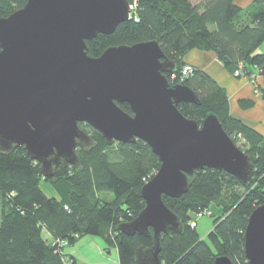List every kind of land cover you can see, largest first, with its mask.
Here are the masks:
<instances>
[{"label":"trees","instance_id":"1","mask_svg":"<svg viewBox=\"0 0 264 264\" xmlns=\"http://www.w3.org/2000/svg\"><path fill=\"white\" fill-rule=\"evenodd\" d=\"M26 1L0 0V18ZM235 1L139 0L136 18L118 25L111 35L86 42L87 55L96 58L111 47L156 41L175 65L174 79L165 75L170 86L184 85L199 99L198 105L179 104V112L199 126L208 113L214 114L252 164L253 176L245 185L223 171L203 169L194 173L181 197L162 196L182 231L160 235V264H215L217 257L247 264L245 227L252 211L264 205V136L230 115L226 92L203 71L193 68L190 74H181L184 56L200 50L214 53L237 78H247L254 85L257 76L264 81V53L257 52L264 42V0H254L245 9ZM118 106L132 114L127 104ZM78 127L93 144L76 152V168L61 163L45 179L52 196L42 190L39 165L23 148L0 152V264H77L62 248L85 236L100 237L115 248L118 264H136V252L152 247L151 229L150 236L143 237L124 235L117 227L135 219L144 208L140 191L158 170L157 157L142 141L108 145L89 126ZM211 206L221 208L220 215L212 216L204 239L196 231L199 218L194 227L191 223L197 214L211 211ZM43 232L50 241L43 239Z\"/></svg>","mask_w":264,"mask_h":264},{"label":"water","instance_id":"2","mask_svg":"<svg viewBox=\"0 0 264 264\" xmlns=\"http://www.w3.org/2000/svg\"><path fill=\"white\" fill-rule=\"evenodd\" d=\"M129 20L128 0H27L0 18V152L23 148L46 179L61 163L76 168L77 150L93 144L80 123L108 145L145 143L160 166L141 188L144 208L117 230L149 237L151 229L153 245L138 250L135 263L160 264V235L182 231L162 196L181 197L203 169L245 185L253 168L214 114L199 126L179 112V104L199 99L184 85L170 86L165 75L175 65L156 41L87 55L86 42ZM243 247L247 264H264V205L249 216ZM215 264L232 263L217 257Z\"/></svg>","mask_w":264,"mask_h":264},{"label":"crops","instance_id":"3","mask_svg":"<svg viewBox=\"0 0 264 264\" xmlns=\"http://www.w3.org/2000/svg\"><path fill=\"white\" fill-rule=\"evenodd\" d=\"M253 1L236 0L235 3L240 8L245 9ZM257 52L264 53V42ZM183 61L185 64L203 71L224 89L227 95L229 113L233 118L240 120L264 136V100L262 98L264 81L261 77H255V85L247 78L234 77L222 66L212 52L192 50L184 56ZM243 102H248L250 105L243 107L241 105ZM71 251L69 249L67 254L73 256L79 264L77 255L71 254ZM114 264H118V261Z\"/></svg>","mask_w":264,"mask_h":264},{"label":"rangeland","instance_id":"4","mask_svg":"<svg viewBox=\"0 0 264 264\" xmlns=\"http://www.w3.org/2000/svg\"><path fill=\"white\" fill-rule=\"evenodd\" d=\"M191 1L195 2L196 0H191ZM41 188L46 195L48 196L53 195L45 179L42 180L41 182ZM109 196L111 197V195ZM110 197L102 196V198H104L105 200L110 199ZM220 210L221 208L218 209V208H215L214 206H211V211L209 209L203 217L197 220L198 227L196 231L201 238L206 239V235L208 234V232L210 231L212 227V221H213L212 216L213 215L219 216ZM42 237L43 239L50 241V238L48 237L46 232L42 233ZM62 249L66 254L68 253L69 249L72 250L71 254L74 253V255H77L79 264H105V263L114 264L118 261L117 250L113 247H108L105 244L104 240L100 237L85 236V237L79 238L75 242L74 246L64 247Z\"/></svg>","mask_w":264,"mask_h":264},{"label":"built area","instance_id":"5","mask_svg":"<svg viewBox=\"0 0 264 264\" xmlns=\"http://www.w3.org/2000/svg\"><path fill=\"white\" fill-rule=\"evenodd\" d=\"M139 0H128V4H129V17L130 20H133L135 17V13H136V9H137V5H138ZM193 70V67L189 66V65H184L181 71V74L183 76H186L188 74H190ZM238 74L235 73L234 77H237ZM172 78L174 79L173 75ZM204 214H197L195 217V221H193L191 223V227H194L196 224V219L201 218Z\"/></svg>","mask_w":264,"mask_h":264},{"label":"flooded vegetation","instance_id":"6","mask_svg":"<svg viewBox=\"0 0 264 264\" xmlns=\"http://www.w3.org/2000/svg\"><path fill=\"white\" fill-rule=\"evenodd\" d=\"M78 150H80V149H78ZM78 150H77V151H78Z\"/></svg>","mask_w":264,"mask_h":264}]
</instances>
